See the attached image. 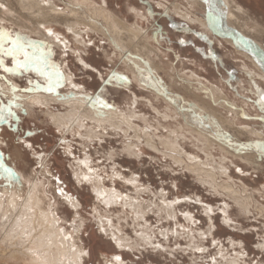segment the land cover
Instances as JSON below:
<instances>
[{"label":"rangeland","instance_id":"rangeland-1","mask_svg":"<svg viewBox=\"0 0 264 264\" xmlns=\"http://www.w3.org/2000/svg\"><path fill=\"white\" fill-rule=\"evenodd\" d=\"M51 1L58 8L68 10V1ZM85 1L98 9L105 8L128 25L141 28L143 37H148L154 46V54L149 55L152 60L138 55H127V58L126 52L113 39L92 33L91 29L81 33L78 44L71 33L58 25L51 27L57 41L49 42L9 23H0V33L7 34L0 48V109H3L0 114L5 116L0 119V193L3 188L11 187L21 192L22 197L34 179L44 182L42 188L46 190L47 203L53 204L59 226L65 228L87 254L82 264H105L104 257L110 259L113 255L122 257L121 264H215L212 263L214 259L216 264H223L217 256L220 249L228 257L239 255L238 264H264V251L259 248L264 242V218L251 206L253 202L264 206V154L254 147L256 143H264L259 138L260 135L264 137V108L259 103V94L264 92V36L258 35L254 41L243 36L240 29L225 24L217 13L214 0H197L202 2L203 8L198 9V15L208 25L211 21L215 26L209 34L200 25L176 17L169 9L159 8L156 0L79 2ZM174 1L162 2L169 7ZM234 1L247 9L264 28V0ZM128 5L143 12L147 20L128 13ZM72 7L85 13L80 4L74 3ZM64 36L70 50L65 51L60 44ZM16 37L22 39L23 51L9 53L13 47L11 41ZM227 38L234 44L227 42ZM72 49L79 50L72 54ZM25 51L31 58L27 64ZM78 54L92 69L83 68L76 59ZM125 60L129 63L139 60L151 76L153 87L141 88L124 65ZM67 77L71 78V85ZM212 88L219 95L215 101L208 97ZM186 89L201 101L209 102L215 120L192 101L183 91ZM64 95L70 100L82 96L88 110L100 113L105 110L121 112L132 105L140 119L133 120L132 129L126 127L115 131L106 126L95 134L96 137L89 139L81 128L73 127L79 135L58 131L51 122L44 120V109L34 104L29 111L23 105V101H31L32 96H53L61 100ZM97 99L105 106L96 103ZM50 106L54 113L64 112L66 107L61 103ZM164 114L170 117L161 118ZM188 115L195 116L196 125H191ZM219 118L227 123L226 130L220 126ZM88 124L86 128L95 123L88 121ZM182 126L205 135L213 147L196 146L185 130L179 131L185 133V139L176 136L173 130ZM237 130L243 131V135L237 134ZM252 132L255 135L250 134ZM165 142L172 145L175 152ZM130 144L139 149L136 150L137 158L123 150ZM152 144L154 147L150 148ZM235 148L253 155L257 164L223 151L234 152ZM110 153L115 156L110 158ZM223 157L228 160L222 163L227 168L225 172L218 161ZM191 158L200 165L207 164L203 168L215 172L210 175L215 176L217 183L238 190L240 197L244 196L242 198L248 197L249 212L240 213L231 195L228 197L229 191L210 187L191 173L187 169ZM77 159L92 169L91 172L82 169L86 175L94 176L92 183H101L107 191H118L147 204L146 211H151L145 214L144 222H138L148 224L152 246L120 250L105 235L99 221L105 222L107 216L111 225L120 229L123 238H134L131 213L118 206L107 210L100 204L92 191V183L77 181V165L74 164ZM136 192H141V197ZM163 202L173 203L176 208L174 221L160 217L155 205L162 207ZM78 203L76 212L72 205ZM186 212L193 224L184 218ZM79 226L77 231L74 227ZM185 227L192 228L196 236L200 231L204 232L203 238L193 246L202 248L201 251L189 249L187 238L172 235L171 231L175 233ZM161 233L168 234L162 237Z\"/></svg>","mask_w":264,"mask_h":264},{"label":"bare ground","instance_id":"bare-ground-1","mask_svg":"<svg viewBox=\"0 0 264 264\" xmlns=\"http://www.w3.org/2000/svg\"><path fill=\"white\" fill-rule=\"evenodd\" d=\"M65 1H68L70 3L68 10L58 8V6H56L51 0H0V23H9L10 25H14L18 27L19 29H21V31L23 30L29 32L31 33L30 35L39 37L41 40L42 39H45L46 41L48 40L49 42L57 41V37L54 31L51 30V27L58 25L64 28L68 33H71L72 36H74L75 38L74 41L78 44L80 43L79 39L82 38L81 33H86L91 29L92 33L96 32L101 36H104L109 39L110 38L113 39L114 42L120 46L121 50H123L124 53L126 52V56L138 55L139 57L145 60H148L149 58L151 59L149 55L154 54V46H152V43L150 42V39L148 37H143V31L141 30V28H138L135 25L133 26L128 25L126 21H123L119 16L113 13H109L103 7L98 9L96 7L91 6L86 1L83 4H81L79 2L80 0L76 2H73L72 0H65ZM156 1H157L156 5L159 8L169 9L168 11L173 13L176 17H179L190 24L195 23L197 25H200L202 30L205 31L207 34L214 31L215 29V26L212 23H210L211 21L209 22L208 25L206 20H204L198 15L197 13L198 9L199 8L203 9L200 4L202 2L200 1L175 0L173 3L169 4V7H167L164 4V2H162L163 0H156ZM74 3L80 4L82 7H84L85 13L81 11L80 8L79 9L73 8L72 4ZM214 5L216 9H218L217 13H219L220 18L223 20V22H225V24H227L230 27L240 29L241 33L244 34L243 36H247L249 39H252L254 41L256 40L255 38H257L258 35L264 36L262 35L264 33L263 26L255 19H253L249 11L247 9H244V7L239 3H237L236 1L214 0ZM127 12L132 14L136 18H139L140 20L141 19L145 21L147 20L146 15L143 12H139V10L133 6L131 7L128 5ZM65 38L66 37L64 36L60 44L63 45V48L66 51V49L68 50L69 47L65 43L64 40ZM226 40L230 44L232 45L234 44V42L231 41L230 39L227 38ZM84 45L86 46V44ZM70 49L71 48H69V50ZM71 51L70 52L72 54L73 53L76 54L75 49H72ZM249 55L246 54L248 58H251ZM76 57H77L76 59H78V61L85 70L89 68L92 69V66L88 65V63L81 57V54H78ZM128 57L129 56H127V58ZM124 63H125L124 65L127 66L129 71L135 77L134 80L138 83V85L141 88L146 89L153 87L151 76L147 72L146 67L142 63H140L139 60L138 61L135 60L134 63H129L128 60H125ZM66 80L69 85L73 83L70 77H67ZM183 91L186 94L190 95V98L192 99V101H194V103H198V105L201 106L207 114L209 113V116H211L213 120L216 119L215 116H213L214 113L212 108H210L209 106V102L201 101V98L195 96V93H192L191 91L188 92L187 89ZM218 96L219 95L217 94V90L215 88H212L210 95H208L209 99L210 100L213 99L214 101L218 98ZM30 99L31 101L29 100V102L23 101V105L28 107L27 110L29 111L30 110L32 111L34 104L39 108L44 109L45 114H43L44 116L43 118L44 120H47L48 123L51 122L52 127H54L60 132L71 131L72 134L77 133L74 131L73 127L79 129L81 128L84 129L85 132L84 134L89 139L91 137H96L95 134L98 133V131L100 130L103 131L104 127L106 126L107 127L109 126L110 129H113L115 131L122 130L123 128L125 129L126 127L127 130L129 128L132 129L134 128L133 120L140 119L139 115L135 113V111L133 110L134 108L132 109V105H130L127 110L121 112L119 110H105V111L102 110L103 112L100 113L97 111H93L91 109L88 110L84 97L79 95L75 97V100H70L66 95H64L63 99L61 100L53 96L52 97L32 96L30 97ZM56 103L59 104L61 103L65 105L66 106L65 111L60 113L52 112L49 109V107L51 108L50 105ZM29 111L27 112L30 114L31 112ZM168 112L172 113L171 110H168ZM169 117L170 116H168L167 114L161 116V118L163 119ZM188 117H189V121L191 122V125L197 124V121L194 118L195 116L188 115ZM88 121L90 122L93 121L95 124L91 125V127L86 128V125L89 126ZM218 122L221 124L220 126H222L226 130L227 123L225 122V120L222 121V119L219 118ZM83 123L85 124V126ZM183 130L185 129L182 126L177 128V130H173V131L176 133V136H178L181 139L182 138L185 139L186 138L185 133L181 134ZM81 131L83 132V130ZM185 131L187 135H189L188 139L190 138L194 140L196 146L203 145V147H205L206 149H210L213 147L212 142L208 138H206L205 135L204 136L200 135L199 131L192 130L190 129V127H188V129ZM195 134L198 135L196 136ZM237 134L241 136L243 135V131L241 132L237 130ZM250 134L255 135L253 132ZM77 135H79V133H77ZM259 138L264 141L263 136L260 135ZM147 141L149 140L147 139ZM167 144L168 143H166V146L169 147L171 146L172 147L171 150H173L174 147L170 144L169 145ZM136 147L137 146L130 144V145H126V147H124L123 150L128 155L136 157L138 153V151L136 150H139ZM149 147L153 148L154 146L152 144ZM236 149L237 148L233 150L234 152H230L225 149H223V151H225L227 155L228 153H230L233 157L238 158L242 161L244 160L254 165L257 164L255 160L252 158L253 155L251 156L249 153L247 155L246 152L237 151ZM173 152L175 151L173 150ZM114 156H115L114 153H110L109 155L110 158ZM224 157L218 160L221 162V165L222 163L224 162L227 163L228 161ZM210 158L212 159V157ZM79 160L81 159H77L76 161H74V164L77 165L76 168L77 181L82 180L84 182L86 181L92 183L94 181V176H88L84 173V171H82L83 168H86L88 172H91L92 169L89 168L86 162H82ZM188 161L189 163L186 161L188 163L187 169L191 173H194L196 177H199V180H201V182L207 184L208 186L210 185V187L215 186L216 188L226 190V192L229 191L227 195L228 197L231 195V199L234 202V204H236L239 207L240 213L249 212L248 208L250 206V200L248 197L242 198L244 196L242 195V197H240L239 193L237 192L238 190L237 191H235L234 189L230 190V188L227 185H223V184L220 185L219 183H217V181L214 179L215 176L212 177L210 175V174L213 175L214 171L210 172L211 170L208 171L203 168V165L204 167H206L208 166L207 164L202 163V165H200L201 164L200 162L195 163L192 158L188 159ZM222 167L224 168V172H225L227 168L225 167V165H222ZM206 179H209V181H207ZM210 181L212 183H210ZM100 184L97 185L92 183V191L96 195L97 201L100 202V204L104 205L107 210L113 206L115 207L118 206L122 210H124V208L129 209L131 213V219L133 221L132 224L134 231V236H133L134 238L131 237L123 238L120 233L121 232L120 229L118 227H115L114 225H111L112 224L111 219L109 220L106 219L107 218L106 216V218L104 219L105 222H102L101 220L99 221L101 227L104 228L105 235L110 237L118 246V249L120 250L121 249L138 250V248L140 247L144 248V245L152 246L153 239L151 234L149 233L150 230L148 224L146 223L141 224L138 222L140 220H143L144 222L145 214L151 211V210L146 211L147 204L140 202L136 199L129 198L124 194L121 195L118 193V191L113 192L110 189L107 191V189H105V187ZM43 185L44 182L38 181L37 178L34 179L33 182L30 183L29 186L30 189H28L27 192L22 197L20 194L21 192L18 193L12 190L11 187L2 189V193H0V264H82L84 255H87L86 252H84L80 246L79 247L77 246L74 239H72L71 234L67 233L65 228L59 226L58 223L59 218L56 217V212L52 209L53 204L47 203V199L45 197L46 190L42 188ZM136 193L137 196L138 195L140 196L141 192L140 193L136 192ZM248 196L250 195L248 194ZM251 203H252V199H251ZM78 205L79 203L72 205L74 211H76ZM160 205H162V207L161 206L158 207L157 205H155L160 217L162 218V216H164L163 219L166 220L171 219L172 221H174L177 213L174 212L176 208H174L173 203L166 204L163 202ZM251 206H254V209L259 213V215H261L264 218L263 205H258L253 202ZM208 211L211 212L212 210L208 208ZM183 216L184 218H186V220L189 223H192L191 218L188 217L187 212L184 213ZM230 221L232 222V220ZM186 227L185 229L181 228L180 230H177L175 233H173L171 230L170 231L175 238L176 237L187 238V240L189 241L188 243L189 249H192L194 251H201L202 248L201 249H199L198 247L193 248V246L195 245V242H198L200 239L203 238L202 235L204 234V232L200 231V234L196 236V232H194L192 228L188 227L187 229ZM74 228H76V230L79 231L80 226L78 228L77 227ZM3 229H5V231L2 234L1 231H3ZM167 234L168 233H161L160 235L163 237L166 236ZM259 248L260 250L264 251V242L259 246ZM217 256L221 259V262H223V264H238L240 257L239 255L236 254L234 256L231 255V257H228L226 256L225 252H222L221 249L217 251ZM116 257H119V260H117ZM104 259H105V264H121L123 261L120 255H113L110 257V259L104 257ZM212 263L216 264L215 259L212 261Z\"/></svg>","mask_w":264,"mask_h":264},{"label":"snow or ice","instance_id":"snow-or-ice-1","mask_svg":"<svg viewBox=\"0 0 264 264\" xmlns=\"http://www.w3.org/2000/svg\"><path fill=\"white\" fill-rule=\"evenodd\" d=\"M7 34L4 33H0V48L3 47V41L6 39ZM13 47L11 49L8 50L9 53L15 52V51H23L24 45H23V41L20 37H16L14 40L11 41ZM25 55V63L27 64L28 62H30V57L29 54L25 51L24 52ZM49 91H51V87H49L48 89ZM260 98H259V103L261 105L262 108H264V92H261L259 94ZM96 103H98L100 106H105L103 101L97 99ZM3 112V109H0V113ZM8 115L11 116L12 113L8 112ZM5 116L0 114V119H4ZM254 147L261 153L264 154V143H256L254 145ZM117 260H119V257H116Z\"/></svg>","mask_w":264,"mask_h":264}]
</instances>
